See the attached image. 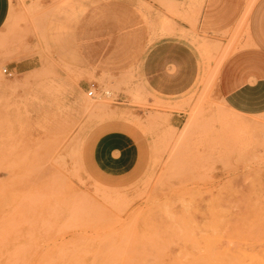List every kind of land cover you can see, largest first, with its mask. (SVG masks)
I'll return each instance as SVG.
<instances>
[{"label":"rangeland","instance_id":"obj_1","mask_svg":"<svg viewBox=\"0 0 264 264\" xmlns=\"http://www.w3.org/2000/svg\"><path fill=\"white\" fill-rule=\"evenodd\" d=\"M11 8L0 43V264H264V112L236 111L217 88L225 60L248 44V16L204 34L158 0ZM202 36L221 49L201 52ZM27 55L32 69L2 72ZM109 57L116 66H92ZM92 80L111 95L88 96ZM112 129L140 147L122 176L90 157Z\"/></svg>","mask_w":264,"mask_h":264},{"label":"crops","instance_id":"obj_2","mask_svg":"<svg viewBox=\"0 0 264 264\" xmlns=\"http://www.w3.org/2000/svg\"><path fill=\"white\" fill-rule=\"evenodd\" d=\"M158 1L160 7L165 11L169 9V11L187 15L189 19H192V28L204 34L221 32L234 24L240 27L246 22L248 16L249 23L246 29L249 35L246 40L248 44L231 53L225 60L218 76L217 88L225 102L236 111L243 114L263 113L264 0H254L255 3L249 2V0ZM248 5H251L249 9ZM10 7L11 0H0V43L5 38L2 30L6 20L13 15V9ZM27 13L28 7L26 6L22 11V18H27ZM195 39L198 49L204 53L218 51L222 47L218 39L207 36ZM138 43L137 40H133L134 49H138ZM34 58L29 55L23 56L15 62H8L6 66L12 72L14 70L25 72L33 68ZM111 62L113 66L116 61L109 57L100 63L92 64V66L102 67ZM256 101H260L259 105L262 107L251 108L253 105H257L254 104ZM250 102L252 103L250 104ZM154 122L157 123V121ZM129 130L132 134L136 131L132 125ZM131 133L121 129H112L102 133L94 140L90 157L92 164L99 172L109 176H122L137 165L140 147Z\"/></svg>","mask_w":264,"mask_h":264},{"label":"built area","instance_id":"obj_3","mask_svg":"<svg viewBox=\"0 0 264 264\" xmlns=\"http://www.w3.org/2000/svg\"><path fill=\"white\" fill-rule=\"evenodd\" d=\"M2 72L5 75L11 76L13 72L7 68V66L2 67ZM86 94L90 97L94 98H105L111 95L110 89L104 88V86L100 85L97 81L92 80L88 82L86 87ZM120 96H116L114 99L120 100Z\"/></svg>","mask_w":264,"mask_h":264},{"label":"bare ground","instance_id":"obj_4","mask_svg":"<svg viewBox=\"0 0 264 264\" xmlns=\"http://www.w3.org/2000/svg\"><path fill=\"white\" fill-rule=\"evenodd\" d=\"M250 1H251L252 3L254 2V0H249V2H250ZM249 2H248V3H249ZM252 3H251V5H252ZM251 5H248L247 8L249 9V6H251ZM170 32H171V30H170ZM207 44H208V43H207ZM207 44H205V45H207ZM209 45H210V44H209ZM210 46H211V45H210ZM107 63H108V62H107ZM229 110H230V109H229ZM125 249H126V248H125ZM128 252H129V251H128ZM15 256H16V255H15ZM67 257H68V256H67ZM22 258H23V257H22ZM16 262H17V259H16Z\"/></svg>","mask_w":264,"mask_h":264}]
</instances>
